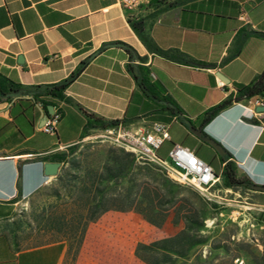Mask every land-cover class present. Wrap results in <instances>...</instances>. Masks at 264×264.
Segmentation results:
<instances>
[{
    "label": "crops",
    "instance_id": "crops-1",
    "mask_svg": "<svg viewBox=\"0 0 264 264\" xmlns=\"http://www.w3.org/2000/svg\"><path fill=\"white\" fill-rule=\"evenodd\" d=\"M154 1L127 10L116 0H0V75L21 86L18 95L0 101V264H62L65 241H33L22 204L55 185L66 165L59 162L56 175L44 176L42 164L56 162L46 157L72 145L80 148L100 131L84 127L87 116L122 120L125 129L165 123L168 139L156 150L157 157H167L173 144L191 149L218 178L211 188L216 204L220 194H236L220 186L226 161L233 163L237 177L264 185V113L255 112L254 103L264 104V97L233 102L202 122L205 111L233 92L235 83H248L264 68V38L253 34L223 61L236 49L240 29L264 33V0H192L160 11ZM128 17L139 20L157 47L177 49L194 63L152 55ZM126 48L132 66L146 72L154 95L144 94L126 70ZM82 62L65 89L69 101L57 104L60 115L53 133L44 132L52 113L26 87L62 81ZM185 120L194 128L206 124L203 131L225 151H216ZM239 193L245 199L238 205L245 224L238 235L254 225L259 253L264 249V190L250 187ZM228 212L233 211L223 207L218 216L225 220Z\"/></svg>",
    "mask_w": 264,
    "mask_h": 264
},
{
    "label": "trees",
    "instance_id": "trees-1",
    "mask_svg": "<svg viewBox=\"0 0 264 264\" xmlns=\"http://www.w3.org/2000/svg\"><path fill=\"white\" fill-rule=\"evenodd\" d=\"M190 1L157 0L152 5H161L160 11ZM127 22L152 55L184 64L194 63L177 49L157 47L143 33L139 20L128 17ZM239 31L236 49L223 61L237 54L247 36L264 38L262 32ZM126 53V70L144 94L154 95L145 78L146 72L140 65L134 68L130 63L131 49L126 48ZM82 64L62 81L26 89L34 91L44 109L47 105L54 106L59 117L57 104L69 101L65 89ZM233 88V92L205 111L203 123L233 102L264 97V68L248 83H235ZM19 90L18 83L0 75V101L9 98L7 93ZM121 122L87 116L84 127L104 129ZM249 122L256 120L251 118ZM76 148L72 145L67 152L46 157L66 163L55 177L56 184H50L47 192L65 207L59 213H46L44 208V215L36 222V230H48L54 240L66 242L65 256L70 264H232L235 259L243 264H264V249L257 253L255 242L228 241L226 232H208L204 220L215 216L220 207L195 189L173 181L154 164L136 161L132 152L122 148L101 147L93 161L88 159L89 146L78 150L77 156L69 157ZM220 177V186L224 188L238 192L250 189L251 182L236 176L231 161L222 164Z\"/></svg>",
    "mask_w": 264,
    "mask_h": 264
},
{
    "label": "built area",
    "instance_id": "built-area-1",
    "mask_svg": "<svg viewBox=\"0 0 264 264\" xmlns=\"http://www.w3.org/2000/svg\"><path fill=\"white\" fill-rule=\"evenodd\" d=\"M120 7L127 10H137L141 5L150 0H116ZM256 105L262 104L255 99ZM58 116L53 111L47 119L42 130L53 133V126ZM99 138H114L123 144L134 145V157L136 161L148 162L156 165L173 181L181 185H191L205 199L212 201L211 188L217 183V176L213 173L209 164L198 158L191 149L173 144L167 151L168 161L160 159L156 150L168 139L167 125L161 122H151L146 128L125 129L120 124L108 126L92 134L88 139L99 141ZM27 203L22 204L25 208Z\"/></svg>",
    "mask_w": 264,
    "mask_h": 264
},
{
    "label": "rangeland",
    "instance_id": "rangeland-1",
    "mask_svg": "<svg viewBox=\"0 0 264 264\" xmlns=\"http://www.w3.org/2000/svg\"><path fill=\"white\" fill-rule=\"evenodd\" d=\"M86 145L91 148V150L88 149L90 151L87 150L89 153L88 159L90 161H93L94 155L96 154L97 151L101 149V147H105L108 145L115 146V147L122 148V149L125 148L124 150L134 153L133 151L130 150L131 148L130 145H121L120 141H117V140L99 138V141L94 140V139H88L85 142V144H83L80 148H78V145H77V148L73 155L77 156L79 154L78 150L80 149L82 150L84 147H86ZM95 159L96 158H94V160ZM164 159L167 161L169 160L168 157H164ZM187 186L192 189H195L191 185H187ZM49 191H50L49 186H46L44 190L41 192V194L35 196V198L31 202L29 201L26 204L25 208H22L21 210L23 213V216L31 222V228L29 229V231H30V234L33 235V238H34L33 241L42 242V241H48V240L53 239L52 238L53 234L49 233L48 230H39V231L36 230V222L38 221V217L40 215H44V212H42L43 209L45 208L47 210L46 213H49L50 211L52 213H59V212H62V210H64V207H65L64 204L58 203V201H56L53 195L47 193ZM231 192H235V191L231 190ZM235 193L236 194L231 197L228 196L229 192H224L220 194V197L222 199H218V201H220L221 203L217 204L220 207V211L223 209V207H230L233 212L232 213L228 212L227 213L228 216L225 218V220L223 219V216L221 215L218 216L219 212L216 213L215 216L205 219L204 220L205 228L210 233L211 232L214 233L213 231H217L218 233H220L221 231L228 233L229 235L228 241L243 240V241L255 242V239H257L258 230L255 228L254 225L253 226L248 225L247 232H243L241 235H238L239 229L245 224L243 221H241L242 219H245V217H241L239 214V212L243 210H241L242 208L239 207L238 205L240 206L244 205L242 201H244L245 199H242L244 196L241 195L238 191H236ZM223 194H225V196ZM228 198H231L232 200L230 201L223 200V199H228ZM223 203H226L225 206ZM67 204L69 203H66L65 205ZM234 205H237V206H234ZM218 217L220 218V221H217ZM65 255H66V252H65ZM65 255L63 257L62 264H70L68 258H66ZM232 264H243V263L241 260L235 259L233 260Z\"/></svg>",
    "mask_w": 264,
    "mask_h": 264
},
{
    "label": "water",
    "instance_id": "water-1",
    "mask_svg": "<svg viewBox=\"0 0 264 264\" xmlns=\"http://www.w3.org/2000/svg\"><path fill=\"white\" fill-rule=\"evenodd\" d=\"M120 45V44H119ZM96 52L92 53L91 55H94ZM19 91L16 92H10L7 93V96H15L18 95ZM255 112H259V113H264V104H259L255 106ZM48 113H52V106L51 105H47V114ZM47 117V115H45V118ZM185 123L188 125L189 129L197 134V135H201L200 137L202 138V140H204L205 142H207L210 146H212L216 151L220 152H224L225 149L223 147V145L216 140L214 137H212L209 134H206L203 131V128L206 126V124L201 125L198 128H194L191 126L190 122L188 120H185ZM60 163L59 162H44L42 164V169H43V174L44 176H54L57 173V169L59 167ZM250 187L252 189H260V190H264V185L261 184H257L254 182H251Z\"/></svg>",
    "mask_w": 264,
    "mask_h": 264
},
{
    "label": "bare ground",
    "instance_id": "bare-ground-1",
    "mask_svg": "<svg viewBox=\"0 0 264 264\" xmlns=\"http://www.w3.org/2000/svg\"><path fill=\"white\" fill-rule=\"evenodd\" d=\"M101 139H112V140H116V139H114V138H101ZM118 141V140H117ZM121 143V142H120ZM119 145V144H118ZM123 145H130L131 146V148H130V150L131 151H133L134 152V145L133 144H123ZM122 147V146H121ZM125 149V148H124Z\"/></svg>",
    "mask_w": 264,
    "mask_h": 264
}]
</instances>
